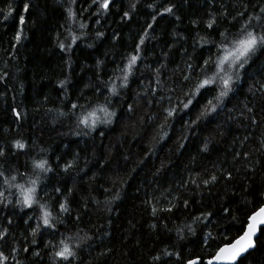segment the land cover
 Segmentation results:
<instances>
[{"label":"trees","instance_id":"1","mask_svg":"<svg viewBox=\"0 0 264 264\" xmlns=\"http://www.w3.org/2000/svg\"><path fill=\"white\" fill-rule=\"evenodd\" d=\"M9 4L18 15L7 21L0 15V73L6 74L0 79V147L6 153L0 158V167L15 174L17 168L24 170L30 158L46 156L54 171L45 182L47 195L43 201L55 210V215L57 201L67 198L70 212L61 214L64 224L57 226L58 233L42 230L32 237L38 210L0 205V229L9 233L4 244L6 255L13 245L28 247V253L16 254L20 264H54L48 242L56 244L62 236L79 232L91 240L78 250L72 264H161L153 257L165 249L180 251L185 260H206L215 247L205 249L200 243L202 225L193 224L196 235L186 233L183 240L178 239L174 229L208 212L216 216L215 226L205 231L213 236L219 232L221 239L225 231L227 239L241 234L247 216L264 201V148L260 143L264 140V123L251 125L246 111L253 107L259 120L264 109V96L250 91L264 83V55L253 57L223 110L201 120L194 131L175 122L168 129V137L159 143L154 137L162 121L149 119L159 115L158 97L146 100L138 93L145 90L158 68L164 95H168L167 88L179 83L181 73L177 69L189 62L194 66L201 63V55L215 56L212 44L199 47L201 37L219 41V32L235 33L238 24L232 17L244 6L250 14L258 12L254 6L264 4V0H114L111 10L99 16L92 0H76L74 5L71 0H0V9L6 12ZM24 4L29 5L27 12ZM69 6L88 24L86 30L73 25L82 39L70 54L57 46L68 36L64 26L69 23L65 11ZM168 6H174V14L159 15ZM125 12L128 18H124ZM19 15L25 18L23 25ZM213 17L216 23L208 29ZM150 23L151 29L147 27ZM17 32L22 33L19 43L14 39ZM97 32L103 36L97 38ZM142 37L143 61L122 98H112L110 110L116 111V117L110 125L86 133L77 129L71 118L59 115L68 111L69 99L75 102L79 98L81 104L97 100L103 103L104 96H97L101 81L111 77L117 65H123L125 55ZM66 79V89L60 88V81ZM130 104L132 112L128 111ZM13 109L21 113L19 120ZM196 116L193 112L184 116V121ZM17 140L26 144L27 155L12 148ZM205 142L206 152L201 151ZM69 163L72 167L63 171ZM228 173L231 180L224 178ZM211 175L218 178L214 185L201 184L200 190L194 191L188 184L190 177L203 181ZM116 193L119 199H114ZM9 198L15 204L16 196ZM185 199L191 205L189 209L183 208ZM157 202L158 207H169V202L179 207L153 217L151 204ZM224 207L229 214L222 211ZM161 216L168 220L159 219ZM152 224L157 227L151 228ZM164 224L172 230L165 231ZM33 239L35 244L31 243ZM257 245L244 264H264V238ZM33 250L40 256L32 255ZM163 259L181 264L175 257ZM8 264L14 261L10 258Z\"/></svg>","mask_w":264,"mask_h":264},{"label":"snow or ice","instance_id":"2","mask_svg":"<svg viewBox=\"0 0 264 264\" xmlns=\"http://www.w3.org/2000/svg\"><path fill=\"white\" fill-rule=\"evenodd\" d=\"M114 0H92V5L97 6L96 15L107 14L113 5ZM71 4H76V0H71ZM133 9L135 5L132 6ZM149 7H153L149 5ZM174 6L164 7L163 12L159 15L174 14ZM254 7H258V12L250 14L248 7L244 6L243 11H238L236 15L232 17L238 24L237 30L233 33L230 30L219 32V41L214 39L200 38L199 47L204 48L208 44H212L216 51L215 56L209 55L207 58H203L201 55V63L193 65L187 63L185 68L177 69L181 73L179 77V83L174 87L167 88L168 95H164L165 85L160 79V70L155 69V76L149 80L145 90L142 93H138L144 99L149 97L157 98L159 104V115L149 117L151 120L162 121L158 126L157 136L154 137L157 143L168 137V129L173 127L175 122L185 124V127L189 131H194L195 127L201 120H205L212 116L213 113H217L218 109L223 110L225 107V101L234 94L239 82L242 79V74L246 70L247 66L252 62L253 57L260 53L264 55V4H258ZM29 9L28 4H24L23 10L27 12ZM67 15V23L65 30L68 36L65 37V41H59L58 47L61 52L71 53L76 46L77 41L82 39V36L75 34L73 25H78L80 30H86L88 24L80 20L76 11L69 6L65 9ZM16 13V10L12 8L11 4L8 5V10L0 9V15H3L5 21L12 17ZM228 15V13H225ZM129 13H124V18H128ZM179 19V17H176ZM153 23L156 20V16L152 17ZM25 18L23 15H19V23L23 25ZM97 23L99 20L96 21ZM216 23L215 17H213L207 24L208 29H212ZM236 25H234L235 27ZM149 29L152 28V24H148ZM97 38H101L103 33L97 32ZM147 37V32L145 33ZM145 37L139 40L133 49L127 53L124 57V63L122 66L117 65L111 77L107 80L101 81L100 87L97 89V96H104V102L100 103L89 101L86 104H81L77 101L68 100V111L59 112L61 117L71 118L77 129H81L86 133H91L97 130L101 125H110L116 117V111L110 110L112 105V98H122V93L128 90L132 78L139 70L138 65L143 61V46L145 44ZM22 33L17 32L14 39L17 43L20 42ZM90 46V45H89ZM211 52V49H209ZM3 73H0V79L4 78ZM154 81V83H153ZM69 81L66 79L60 81L59 87L66 89ZM104 90H106V95ZM255 95L259 92L261 96H264V83H261L258 88L250 89ZM209 94L212 95L211 99L208 98ZM166 101L167 106H164ZM17 120L21 118V113L12 110ZM128 111H133V106L128 105ZM248 119L251 125H260L264 123V109L260 112V119L258 120L254 113L253 107L246 108ZM193 112L197 113L196 119L184 121V116H190ZM183 114V115H182ZM243 115V113H242ZM103 135V132H101ZM182 139H187L183 137ZM247 139V137H245ZM261 147L264 148V140H261ZM184 147L183 143L179 145ZM12 148L16 149L20 154L27 155L24 151L26 144L17 140L13 143ZM201 151H208V143L205 142ZM15 154V153H14ZM5 150L0 147V158L5 157ZM244 159L247 160L248 156L245 155ZM72 164H66L63 171L67 172ZM54 168L46 156L38 155L32 157L26 162L24 170L20 171L19 168L15 169V174L7 172L3 167H0V205L7 208L9 205L13 207H19L22 211L24 209H31L33 212L38 210V218L36 226L31 229L30 235L36 237L42 230H50L54 233H58V225L64 224V220L61 218V214H67L70 212L68 207L67 198L63 202L57 201L58 212L54 215V209L49 206L47 202L43 201L44 196L47 195L46 181L50 180L49 173H52ZM227 180L232 179L231 173H228L225 177ZM217 176L211 175L210 179H204L200 181L198 178H189L188 184L193 186L194 191H198L201 188V184L204 187L214 185L217 183ZM23 181V182H18ZM185 184L184 187H187ZM15 189V192H12ZM59 192L60 189L55 190ZM8 193L6 195L5 193ZM15 195L16 200L13 204V200L9 197ZM119 193H116L114 199H119ZM151 203V202H149ZM169 207H158L157 204H151V214L153 217H158L161 212L171 213L174 208H178L177 204H172ZM191 207L189 201L185 199L183 201V208L189 209ZM111 211V209H108ZM222 211L227 215L229 209L224 207ZM31 219V217H29ZM77 221L80 217L75 218ZM159 219L168 220V217L161 216ZM216 216L212 212L195 216L192 219V223H185L182 226H178L174 231L178 239L183 240L186 238V233L193 236L196 235V228L192 225H202L200 228V243L205 249L215 247V252L208 256L206 260L197 258L184 259L180 251H167L163 250L161 255L153 257L154 261L161 262V264H169L168 259L163 257L172 258L175 257L177 261H181V264H244V260L248 255H251L252 251L256 250L258 245L257 241L264 238V201L261 202V206L254 208L243 222L244 226L240 229L241 234L227 239V232L225 231L223 239L218 232L216 236H213L211 231H205L210 226L214 225ZM235 219V217H233ZM11 224V219L8 220ZM155 229L156 224L150 225ZM165 231H171L167 224L163 225ZM9 233L7 229H0V264H8L11 258L14 264H20L17 259V252L22 251L24 253L29 252L28 247L17 248L13 245L11 252L6 255L4 251V244L8 242ZM91 237L85 234L81 236L79 232L74 235H65L58 240L56 244L51 241L48 242V247L52 249V256L54 264L55 262H66V264H72L77 259L78 250L82 248ZM220 241L219 243L217 241ZM32 244L36 241L33 239ZM34 256H40V252L32 251ZM103 254V253H102Z\"/></svg>","mask_w":264,"mask_h":264}]
</instances>
